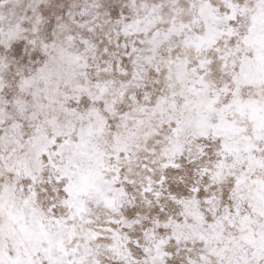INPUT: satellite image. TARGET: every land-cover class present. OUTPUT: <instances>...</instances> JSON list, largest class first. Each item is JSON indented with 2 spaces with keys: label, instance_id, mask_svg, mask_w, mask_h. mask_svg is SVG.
<instances>
[{
  "label": "snow or ice",
  "instance_id": "obj_1",
  "mask_svg": "<svg viewBox=\"0 0 264 264\" xmlns=\"http://www.w3.org/2000/svg\"><path fill=\"white\" fill-rule=\"evenodd\" d=\"M0 264H264V0H0Z\"/></svg>",
  "mask_w": 264,
  "mask_h": 264
}]
</instances>
